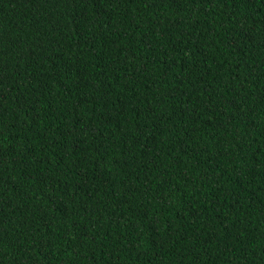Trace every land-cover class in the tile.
<instances>
[{"label": "trees", "instance_id": "1", "mask_svg": "<svg viewBox=\"0 0 264 264\" xmlns=\"http://www.w3.org/2000/svg\"><path fill=\"white\" fill-rule=\"evenodd\" d=\"M0 264H264V0H0Z\"/></svg>", "mask_w": 264, "mask_h": 264}]
</instances>
